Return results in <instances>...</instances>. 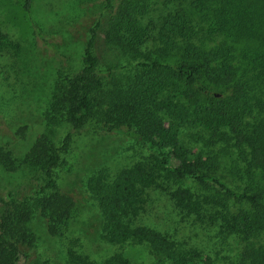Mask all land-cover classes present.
Returning a JSON list of instances; mask_svg holds the SVG:
<instances>
[{
  "label": "trees",
  "instance_id": "16d2710c",
  "mask_svg": "<svg viewBox=\"0 0 264 264\" xmlns=\"http://www.w3.org/2000/svg\"><path fill=\"white\" fill-rule=\"evenodd\" d=\"M149 1L105 0L112 13L106 40L129 59L125 67L131 70L100 68L91 29L81 67L61 54L65 60L44 111L45 130L22 157L0 145L3 170L40 172L34 193L0 192V264H41L31 260L39 238L37 217L46 220L51 235L63 234L75 201L56 181L69 134L57 146L55 128L62 123L79 128L88 121L110 131L127 129L151 149L145 164L121 169L114 177L101 170L89 178L109 242L145 243L155 264H210L197 248L139 221L146 189L166 178L177 185L170 194L180 211L220 219L222 229L243 243L237 264H264V0H188L195 17L179 8L144 23ZM32 4L24 1L30 18ZM33 30L48 45L47 32L35 21ZM2 38L3 47L18 52L17 44ZM149 39L153 47L146 45ZM185 125L209 133L205 138L211 143L225 142L220 152L234 148L238 156L232 152L230 163L233 172H241L240 182L234 185L219 175V152H192L180 142L179 128ZM191 182L205 185L210 194L194 193L187 185ZM103 264L139 263L116 252Z\"/></svg>",
  "mask_w": 264,
  "mask_h": 264
},
{
  "label": "rangeland",
  "instance_id": "374dc122",
  "mask_svg": "<svg viewBox=\"0 0 264 264\" xmlns=\"http://www.w3.org/2000/svg\"><path fill=\"white\" fill-rule=\"evenodd\" d=\"M24 1L0 0V41L4 36L18 45V52L13 53L0 44V145L15 157L24 156L45 130L44 111L57 68L61 60H65L61 54L71 57L72 66L81 67L85 41L91 29H95L94 52L100 68L111 66L118 73L131 70L125 67L129 59L106 40L112 13L105 0H33L32 18L24 8ZM148 8L144 23L179 8L192 17L196 12L188 0H150ZM32 19L47 32L48 45L34 34ZM213 36L224 38L223 35ZM146 45L154 46L151 39ZM63 65L66 68L65 62ZM103 78L106 80L108 76L104 74ZM213 90L219 93L223 89ZM22 127H26L23 132L20 131ZM55 131L57 146H62L69 134L68 146L62 150L60 164L55 168V177L59 190L74 199L75 210L62 235H51L46 220L38 217L33 220L39 238L31 251V260L41 264H103L108 257L121 252L133 263L155 264L156 259L147 244L129 241L116 244L105 238L102 210L88 188L89 178L101 170L114 177L121 169L147 163L151 157L149 145L127 129L110 131L95 121H88L79 128L62 123ZM206 136L210 134L194 125L179 128V140L186 148L192 152L200 149L204 154L219 152V175L234 185L240 182L241 172H233L230 163L232 152L238 156L234 148L220 152L226 143L219 139L211 143ZM39 175L40 172L28 170L6 172L0 167V192L5 194L14 189L19 197L32 194L38 183L34 177ZM187 185L194 193L210 194V189L203 184L191 182ZM175 186L163 178L148 187L139 221L186 247L197 248L207 256L210 264H237L243 243L236 235H229L222 229L220 219L212 221L206 214L201 218L180 211L170 194ZM207 209L212 210V205Z\"/></svg>",
  "mask_w": 264,
  "mask_h": 264
}]
</instances>
